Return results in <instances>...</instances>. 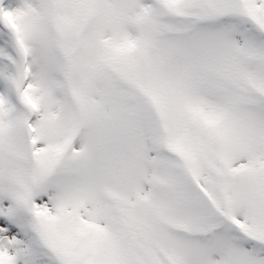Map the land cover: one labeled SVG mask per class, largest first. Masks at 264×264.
<instances>
[{
    "label": "snow or ice",
    "instance_id": "1",
    "mask_svg": "<svg viewBox=\"0 0 264 264\" xmlns=\"http://www.w3.org/2000/svg\"><path fill=\"white\" fill-rule=\"evenodd\" d=\"M0 264H264V0H0Z\"/></svg>",
    "mask_w": 264,
    "mask_h": 264
}]
</instances>
